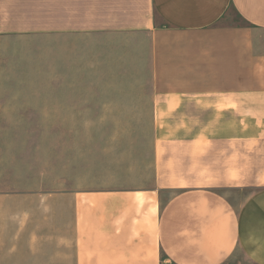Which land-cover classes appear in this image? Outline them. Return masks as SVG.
I'll return each instance as SVG.
<instances>
[{"label": "crops", "instance_id": "obj_1", "mask_svg": "<svg viewBox=\"0 0 264 264\" xmlns=\"http://www.w3.org/2000/svg\"><path fill=\"white\" fill-rule=\"evenodd\" d=\"M230 10L242 24H221ZM21 35L144 36L151 143L142 184L24 194L55 201L61 249L0 264H264V0H0V36ZM17 196L0 188V209Z\"/></svg>", "mask_w": 264, "mask_h": 264}, {"label": "rangeland", "instance_id": "obj_2", "mask_svg": "<svg viewBox=\"0 0 264 264\" xmlns=\"http://www.w3.org/2000/svg\"><path fill=\"white\" fill-rule=\"evenodd\" d=\"M227 22L242 24L232 10L221 24ZM61 40L0 36V188L21 195L1 201V237H16L25 211L33 215L31 236L37 233L36 243L21 235L20 242H1V251L61 249L53 236L55 201L24 194L146 181L135 173L147 162L151 143L146 38ZM40 203H49L48 209ZM61 204L66 228L70 203ZM224 264L251 263L236 252Z\"/></svg>", "mask_w": 264, "mask_h": 264}]
</instances>
